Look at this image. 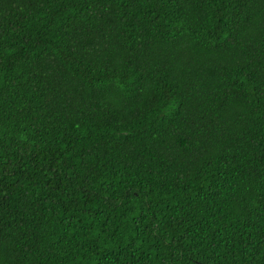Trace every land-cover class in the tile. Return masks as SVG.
I'll return each mask as SVG.
<instances>
[{
  "label": "trees",
  "instance_id": "16d2710c",
  "mask_svg": "<svg viewBox=\"0 0 264 264\" xmlns=\"http://www.w3.org/2000/svg\"><path fill=\"white\" fill-rule=\"evenodd\" d=\"M0 264H264V0H0Z\"/></svg>",
  "mask_w": 264,
  "mask_h": 264
}]
</instances>
